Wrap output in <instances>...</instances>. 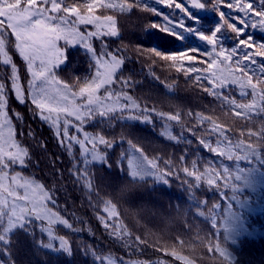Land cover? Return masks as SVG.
Here are the masks:
<instances>
[{
	"label": "trees",
	"instance_id": "obj_1",
	"mask_svg": "<svg viewBox=\"0 0 264 264\" xmlns=\"http://www.w3.org/2000/svg\"><path fill=\"white\" fill-rule=\"evenodd\" d=\"M135 2L138 7L133 8ZM229 2L232 8L225 7ZM111 3L131 10L104 7ZM163 3L63 0L61 9L74 7L79 16L114 14L120 34L90 36L89 26L79 23L76 14L56 12L55 18L65 21L55 32L58 45L68 57L58 67L46 61L28 70L11 36L10 52L23 76L25 102L19 103L11 91L0 112V147L5 153L26 150L27 155L23 166L9 164L0 172V214L11 215L14 198L26 193L29 199L39 198V190L33 189L43 185L55 202L47 207L56 215L42 227L52 237L68 240L71 254L38 247L36 239L58 245L33 224L27 230L31 235L16 230L0 243V264H264V74L258 71L264 67V24L255 15L248 18V5L261 12L264 0H209L204 9ZM43 7L49 12L48 4ZM185 8L194 16L199 13L196 27L201 34L210 36L221 28L215 44L184 30L170 34L174 26H190ZM46 16L42 18L52 28ZM240 19L252 26L238 35L230 26L239 28ZM181 32L184 39L178 38ZM245 39L250 47L237 43ZM245 52L255 62L252 71L245 67ZM106 53L121 64L108 93H92L103 105L90 111L79 90L85 83L95 87L97 76L103 79ZM5 68L0 63L1 77L8 80ZM32 71L45 72L40 97L45 110L79 106L81 136L87 135L88 148L105 157L103 161L82 155L78 144L68 143L41 119L29 102ZM229 101L251 107L233 108ZM124 106L127 111L98 115ZM177 114L178 120L169 119ZM217 126L226 131L217 132ZM100 137L112 146L100 144ZM254 151L259 159L243 158ZM133 165L144 180L133 183L129 178ZM251 168L260 171L251 173L250 186L235 179ZM28 206L17 199L15 214ZM235 216L243 220L239 235L230 230Z\"/></svg>",
	"mask_w": 264,
	"mask_h": 264
},
{
	"label": "snow or ice",
	"instance_id": "obj_2",
	"mask_svg": "<svg viewBox=\"0 0 264 264\" xmlns=\"http://www.w3.org/2000/svg\"><path fill=\"white\" fill-rule=\"evenodd\" d=\"M161 3H163V0H160ZM61 3H63V0H61ZM61 3H57V0H15V3H8V0H0V54H3L5 57L7 56V53L4 51L5 49V40L2 38L4 34V28L7 27L10 30V33L12 34L14 40L16 41L14 44L15 49L17 50L18 54L25 60L26 67L28 70H31L33 68V65L39 61L40 65L43 67V65L46 63L45 60L41 59L42 56H48L51 49H55V42L51 41L49 39L42 38V39H36L34 38V33L37 31V26L41 24V17L46 16L45 9L43 5L48 4L49 8L48 11L52 12V16H46V18L49 20V22L53 23V27L49 29L52 33L57 32V27L60 23H65V21L62 19L57 20L55 18L56 12H61V14H67V13H74L78 17V22L81 24H93L95 21H97L99 18H93V17H84L78 15V10L74 7H63L61 9ZM186 4L191 3V6L194 8L204 9L205 4L199 3L198 0H185ZM23 4V7L21 6ZM89 10H91V5L88 6ZM105 8H111L116 9L119 8L120 11H130V6L126 7L124 5H117L115 3L106 4L104 5ZM227 8H232V3L229 2L225 5ZM264 7V5H262ZM249 9H252L251 12H249L248 18H250L252 15H255V17L261 19V23L264 24V11L257 12L255 9L252 8V5H248ZM185 18L190 21V26H185L184 24H180L179 28H175L170 33L173 36H176L177 31L184 30L190 33L191 35L195 36L196 38L203 40L205 42L215 44L216 43V37L217 34L221 32V28L217 27L212 30V33L210 36L203 35L199 32L196 25L199 24V13H197L195 16L192 15L190 11H188L187 8L184 9ZM219 15L221 17L224 16L223 12H220ZM229 18H233L231 14H229ZM105 20L110 22L113 27L110 28L107 32L102 33L101 35L106 36H119V33L117 30H115V20L113 17H105ZM240 27L238 28L236 26V23H233L230 27L233 32H236L238 35L243 34L246 31V27H251V24L246 25L245 19H240L238 21ZM90 35H97V33H91ZM179 39H184V35L181 34L178 36ZM59 39V37H57ZM67 43V40H66ZM237 43L239 45H244L246 48L250 47L248 45L247 39L245 40H238ZM236 51V49H234ZM156 55H160L159 52L155 53ZM63 57V59H61ZM245 58L249 60V63L245 65L246 68H248L250 71H252L251 65L254 64V60H252L248 53L245 52ZM190 59V57H189ZM237 62H239L240 57H237ZM56 63L55 66L58 67L61 63H67L68 57L64 54V52L57 50V55L55 57ZM3 63L8 64L12 69V76L9 83L12 86L13 94L16 96L19 103L25 102V97L17 83L18 76L16 74V66L12 64V62L9 59H4ZM120 61L118 59L112 58V63L108 64L105 62L103 65L105 69V76L103 79H101L99 76L95 77V79L99 80V83L95 84V87L92 86L91 83H85V86L80 88L79 95L87 101L86 107L89 108L90 111L94 109H99L103 105V100H101L99 97H94L92 93L98 92L101 89H103L104 93L107 94L109 89L107 86L111 85L112 83V74L119 68ZM258 71L261 74H264V67H260ZM32 79L29 83V102L34 105L38 110V114L40 115L41 119L48 121L52 119L51 112L52 109H48V115H45V105L41 102L40 97L44 93V89L41 88V85L47 82L45 77V72H31ZM235 82V81H234ZM248 86L251 89H255V85L251 84V81H247ZM261 83H264V81H261ZM65 87H68L65 85ZM85 93H89L87 96H84ZM214 94H216L214 92ZM246 95L247 93H243ZM107 95L105 96V99H108ZM128 99H131L130 97ZM226 99V98H225ZM229 104L233 106V108L239 107L241 109H244L246 107L250 108L251 106H245V105H239L237 106L235 104V101H229ZM6 106V100L4 98V85L0 84V112H3ZM128 108L126 106L121 107L119 109L112 108V109H106L105 111L98 112V115L107 117L109 116V113H117V112H124L127 111ZM67 115H75V112L73 113H67V110L64 109ZM178 115L171 116L169 119L171 120H178ZM133 117H129V119H132ZM207 119V118H202ZM211 122V121H209ZM52 123L55 124L56 120H52ZM78 130V129H77ZM217 132L226 131L222 130L218 126L215 129ZM75 139V137L71 138ZM172 139H175V137H172ZM78 144H84V140H78L76 141ZM99 143L108 145L111 147V142L105 140L103 137L99 138ZM203 144V141H201ZM225 143H227V140H225ZM205 147H211L210 145H204ZM12 147H16L15 145H12ZM261 151H264L262 149ZM86 156H91L93 161H103L105 157L93 155L92 150L89 148L84 149ZM27 155L26 150H22L21 152H8L5 153L3 151V148L0 147V172L4 171L8 168L9 164L16 166L20 165L23 166L24 156ZM223 155V153H221ZM244 159H249L250 162L256 159H259L255 155V151L253 153L252 157H243ZM229 159H232L230 156ZM7 160V163L5 162ZM131 163V161L129 162ZM151 163V162H150ZM260 163L264 164V159H260ZM155 167V165H153ZM259 168H251L248 169V173L245 174L241 172L240 175L236 176V180L240 181L243 180L246 186H250L252 182L251 173L253 172H259ZM191 175V173H189ZM149 176H151V173H149ZM133 183H137L139 181L144 180V177L140 175V173L136 170L135 166L133 165L132 171L130 172L129 177ZM2 179V178H0ZM15 179V177H13ZM159 179L163 183H167L163 179V176L161 175ZM35 183L32 182H26L25 184L20 185L21 189H27L31 186V184ZM211 183V181H209ZM37 190H39V198H37L35 195H33L32 199H29L27 193L23 197L14 198L13 204L11 206L10 212L11 215H8L7 213L0 214V243L5 242V237H10L12 234L15 233L16 230L24 231L26 234L31 235V233H28L27 230L33 226V224L36 225L37 230L44 235L45 239H52L56 241L58 248H54V245L52 243H43L40 239L34 240V242L37 244L40 248L45 249H52V250H59L61 252H65L67 254H71L70 248L67 247L66 241L63 240L61 237H52L50 230L45 229L42 227V225L50 220L52 216H55V213H52L50 209L47 207L48 204H52L55 206V202L52 199V196L48 194L47 191L44 190V186L37 184L36 188L33 189V192L35 193ZM123 193H126V189H121ZM19 200L20 202L25 203L26 205H30L26 207L24 210L21 211L20 215H16V200ZM235 199V197L233 198ZM3 215H8V219L4 220ZM61 223H67L66 221H62ZM5 225H7L5 227ZM69 228L72 226L69 224L67 225ZM231 231H236L239 235L242 231H244L243 226V220L239 216H235L234 223L230 227Z\"/></svg>",
	"mask_w": 264,
	"mask_h": 264
},
{
	"label": "rangeland",
	"instance_id": "obj_3",
	"mask_svg": "<svg viewBox=\"0 0 264 264\" xmlns=\"http://www.w3.org/2000/svg\"><path fill=\"white\" fill-rule=\"evenodd\" d=\"M199 3H204L205 6H207L209 0L207 2H204V0H198ZM175 7L177 5H174ZM138 7V4L135 2V5L133 6V8ZM46 15L47 16H52L53 13L47 12L46 11ZM56 15V14H54ZM85 17V16H84ZM90 17L93 18H99L97 21H95L93 24H87L89 27H87V31L89 33V35L91 33H97V35H90V36H96V37H104L105 35H101L102 33L107 32L110 28L113 27V25L108 22L107 20H105V17H113V19L115 20V30L118 31V33L120 34V29L118 27V21H117V17L114 14H97V15H92ZM51 27L45 22V19L43 20V18L41 17V24L37 26V31L34 33V38L36 39H42V38H47L51 41L55 42V49H51L49 52L48 56H42L41 59L49 62L50 64H55L56 60L55 57L57 55V50L64 52V49H62L59 45H58V39H57V35L56 33H52L51 31H49ZM10 30L5 27L4 28V34H3V39L5 40L6 44H5V49L4 51L7 53V56L5 57L3 54H0V63L5 66V71H6V76H8V80L6 78H2V72L0 71V84L4 85V98L6 100V106L8 105V101H9V96L12 90V86L9 83V81L11 80V76H12V69L8 64L3 63L4 59H9L12 64H14L16 66V74L18 76V85L23 93V95H25V87L23 85V76L22 73H20L18 66L15 64V61L13 59V56L10 52V44L12 46V43L9 44V42L11 41V36L12 34L9 32ZM15 40H14V44H15ZM15 48V47H14ZM16 50V49H15ZM17 51V50H16ZM103 58L101 60L102 63V67L105 64V62H107L108 64L112 63V58L118 59L117 57L113 56L112 53H106L102 55ZM61 59H63V57H61ZM119 60V59H118ZM120 61V60H119ZM26 61H25V65H26ZM39 63V61H37L34 65L33 68L36 66V64ZM121 64V63H120ZM27 68V67H26ZM33 68L31 70H33ZM118 69V68H117ZM104 70V76H105V69L103 67ZM117 72V70L115 71ZM115 72L112 74V78L114 77ZM104 78V77H103ZM5 106V107H6ZM75 112V115H67L65 111H52L51 112V117L52 119L48 120V122L52 123V120H56V123L53 124L58 132L59 135H61L68 143H71L72 145L74 144H78L76 143V141L78 140H84L85 143L84 144H78L80 146L81 149V154L84 155V149L88 148L87 145V135L85 136H81V124H78L77 120H81V114L79 111V106L78 105H73L71 106L69 109H67V113H73ZM45 115H48V111L45 110L44 112ZM71 128H74L73 131H71ZM78 129V130H77ZM75 137V139H71ZM67 246H68V240L66 241Z\"/></svg>",
	"mask_w": 264,
	"mask_h": 264
},
{
	"label": "flooded vegetation",
	"instance_id": "obj_4",
	"mask_svg": "<svg viewBox=\"0 0 264 264\" xmlns=\"http://www.w3.org/2000/svg\"><path fill=\"white\" fill-rule=\"evenodd\" d=\"M141 1L142 2L148 1V2L160 3V4H164L165 5V3H161L160 0H141ZM183 2H185V0H170L169 7L171 8L175 3H180L182 5ZM176 8H178V7L176 6Z\"/></svg>",
	"mask_w": 264,
	"mask_h": 264
}]
</instances>
